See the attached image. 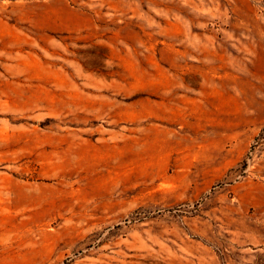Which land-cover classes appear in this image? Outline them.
I'll return each instance as SVG.
<instances>
[{
  "label": "rangeland",
  "instance_id": "obj_1",
  "mask_svg": "<svg viewBox=\"0 0 264 264\" xmlns=\"http://www.w3.org/2000/svg\"><path fill=\"white\" fill-rule=\"evenodd\" d=\"M0 264H264V0H0Z\"/></svg>",
  "mask_w": 264,
  "mask_h": 264
}]
</instances>
